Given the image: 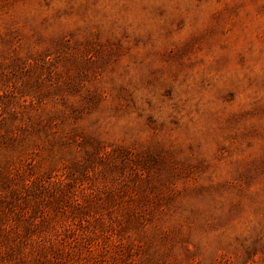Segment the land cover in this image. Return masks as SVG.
Returning a JSON list of instances; mask_svg holds the SVG:
<instances>
[{
	"label": "rangeland",
	"instance_id": "1",
	"mask_svg": "<svg viewBox=\"0 0 264 264\" xmlns=\"http://www.w3.org/2000/svg\"><path fill=\"white\" fill-rule=\"evenodd\" d=\"M0 264H264V0H0Z\"/></svg>",
	"mask_w": 264,
	"mask_h": 264
}]
</instances>
